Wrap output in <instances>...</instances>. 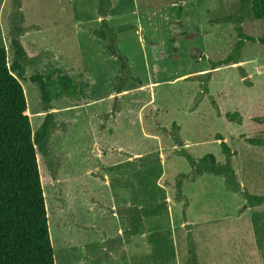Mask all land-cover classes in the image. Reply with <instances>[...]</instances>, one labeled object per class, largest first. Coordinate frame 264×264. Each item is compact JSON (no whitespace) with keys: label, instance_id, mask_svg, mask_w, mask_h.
Segmentation results:
<instances>
[{"label":"rangeland","instance_id":"374dc122","mask_svg":"<svg viewBox=\"0 0 264 264\" xmlns=\"http://www.w3.org/2000/svg\"><path fill=\"white\" fill-rule=\"evenodd\" d=\"M101 1L0 0L8 65L12 40L25 54L32 131L51 112L45 152L36 151L55 264H264V203L244 196L264 192V144L247 141L264 140V27L250 0H107V22ZM236 27L255 40L236 63L212 68L233 51ZM31 75L50 84L67 75L77 92L44 104ZM118 117L129 118L127 133L115 130ZM217 135L234 152L236 186L200 170L206 153L227 162ZM144 206L153 213L140 216Z\"/></svg>","mask_w":264,"mask_h":264},{"label":"trees","instance_id":"16d2710c","mask_svg":"<svg viewBox=\"0 0 264 264\" xmlns=\"http://www.w3.org/2000/svg\"><path fill=\"white\" fill-rule=\"evenodd\" d=\"M246 2L247 0H243ZM100 3L102 17H105L104 5ZM251 15L260 20L264 27V0H250ZM179 18L181 7H176ZM104 22V20H102ZM179 22V21H178ZM198 29L183 33V38L192 40L198 36ZM239 39L233 51L225 58L212 62V68L218 65L236 63L245 40H255L236 27ZM105 43L107 51L120 63V76H127L128 63L119 52L112 38ZM263 46L264 34L258 38ZM15 59L8 65L7 51L0 46V264H55L54 251L50 239L46 203L38 167L36 147L45 152V142L52 126L51 112H47L38 129L32 131L25 93L19 78L23 77V67L20 63L24 58V50L18 40H12ZM198 55L196 47L190 48V57ZM16 71L17 75L13 72ZM38 84L40 99L48 104L57 96H73L76 85L67 75H60L50 82L39 75L28 77ZM120 88L116 87V93ZM47 110V109H46ZM236 113L227 114L231 119ZM219 145L227 158L223 165L219 164L212 153H206L200 158L203 162L201 171H209L224 175L230 186H236L234 173L229 157L234 153L220 135H217ZM250 144L262 145L264 140L248 138ZM183 155L194 165L193 158L186 152ZM247 206L264 203L262 194H244ZM140 216H148L153 211L142 207Z\"/></svg>","mask_w":264,"mask_h":264},{"label":"crops","instance_id":"0c3cea01","mask_svg":"<svg viewBox=\"0 0 264 264\" xmlns=\"http://www.w3.org/2000/svg\"><path fill=\"white\" fill-rule=\"evenodd\" d=\"M102 17V16H101ZM106 17H107V15L105 16V17H102V19H101V21L102 20H105L106 21ZM107 22V21H106ZM120 117V116H119ZM119 117H118V119H117V121H116V123H115V125H114V127H115V130L118 132V131H122V133H127V131H128V127H129V124H130V120H129V118H127V122H126V125L125 124H123V125H121V123L122 122H119ZM119 156H121V155H119ZM124 157V155H122V160L121 161H117V162H122L123 160H126V161H128V160H132V159H130L129 158V156L126 154L125 155V157ZM129 162V161H128ZM116 177H119V176H116ZM121 178V177H120ZM119 197V198H118ZM117 199H119V201H121L122 203H124L125 202V208H128V200L126 199V201H124L123 199H121L120 198V196H117ZM115 200V204H116V199H114ZM115 207V206H114ZM112 212L113 213H116V218H118L119 219V214H118V212H116V209L114 208V209H112ZM121 217H122V215H120ZM124 216V215H123ZM127 240H129V241H131V243H132V247H133V251H134V240H135V234H134V232H131V233H129V232H127ZM126 240V241H127ZM112 259V258H111ZM111 262V261H110ZM129 263L130 264H133L132 262H131V259L129 260Z\"/></svg>","mask_w":264,"mask_h":264},{"label":"water","instance_id":"95a60500","mask_svg":"<svg viewBox=\"0 0 264 264\" xmlns=\"http://www.w3.org/2000/svg\"><path fill=\"white\" fill-rule=\"evenodd\" d=\"M179 144H181L180 141H179Z\"/></svg>","mask_w":264,"mask_h":264},{"label":"bare ground","instance_id":"6f19581e","mask_svg":"<svg viewBox=\"0 0 264 264\" xmlns=\"http://www.w3.org/2000/svg\"><path fill=\"white\" fill-rule=\"evenodd\" d=\"M30 115V114H29Z\"/></svg>","mask_w":264,"mask_h":264}]
</instances>
